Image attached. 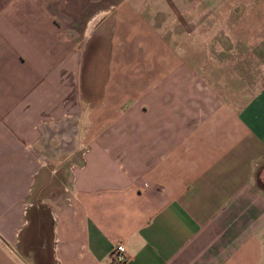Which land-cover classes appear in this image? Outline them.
<instances>
[{
  "label": "crops",
  "instance_id": "crops-1",
  "mask_svg": "<svg viewBox=\"0 0 264 264\" xmlns=\"http://www.w3.org/2000/svg\"><path fill=\"white\" fill-rule=\"evenodd\" d=\"M187 4L0 0V264H264V14Z\"/></svg>",
  "mask_w": 264,
  "mask_h": 264
},
{
  "label": "rangeland",
  "instance_id": "rangeland-1",
  "mask_svg": "<svg viewBox=\"0 0 264 264\" xmlns=\"http://www.w3.org/2000/svg\"><path fill=\"white\" fill-rule=\"evenodd\" d=\"M196 12H201L203 15L200 31L206 39H209L210 43L225 46L227 43L232 44L231 41L234 40L236 46H242L244 41L248 43L250 40L253 46L255 39L248 32L259 31L256 15L259 12L264 14V0H201V2H197V6H194L193 1L188 0L186 11L182 16L186 20L187 28L195 25L193 17ZM262 25H264V20ZM244 29L247 31L246 35L249 39L244 38ZM261 29L264 28L261 27ZM233 31L235 37L227 38V33ZM262 181L257 182L264 186ZM25 264L34 263L25 262Z\"/></svg>",
  "mask_w": 264,
  "mask_h": 264
},
{
  "label": "built area",
  "instance_id": "built-area-1",
  "mask_svg": "<svg viewBox=\"0 0 264 264\" xmlns=\"http://www.w3.org/2000/svg\"><path fill=\"white\" fill-rule=\"evenodd\" d=\"M125 247L122 243H117L114 251H113V257L114 261L118 264H122L126 261V255L124 253Z\"/></svg>",
  "mask_w": 264,
  "mask_h": 264
}]
</instances>
